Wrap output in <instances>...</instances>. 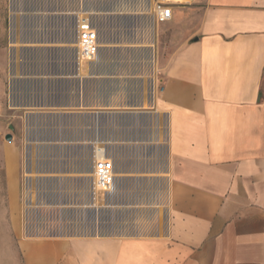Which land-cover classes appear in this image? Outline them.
Segmentation results:
<instances>
[{
    "label": "crops",
    "instance_id": "0c3cea01",
    "mask_svg": "<svg viewBox=\"0 0 264 264\" xmlns=\"http://www.w3.org/2000/svg\"><path fill=\"white\" fill-rule=\"evenodd\" d=\"M130 12L150 5L0 0V264H264V0L174 6L145 26V66L121 60ZM44 200L62 222L18 220L19 201Z\"/></svg>",
    "mask_w": 264,
    "mask_h": 264
},
{
    "label": "rangeland",
    "instance_id": "374dc122",
    "mask_svg": "<svg viewBox=\"0 0 264 264\" xmlns=\"http://www.w3.org/2000/svg\"><path fill=\"white\" fill-rule=\"evenodd\" d=\"M133 1V0H132ZM137 1V0H136ZM141 2V4H148L150 5V13H141V12H135V13H129L130 15L128 17L125 18V20H129L130 22H126L125 24H123L122 26V30H123V34L120 37V42H118L119 46L126 51L125 55L122 56V63L129 65L130 63H133V61H136V64H140L141 66H145L146 63L143 59V57H141V55L139 54L140 49H143L144 47L147 46V43H145L141 38H142V33L144 32L145 26H147L151 21H153V17H152V6H153V0H138ZM145 13V14H144ZM90 19H93L92 15L90 16ZM154 26V31L156 32L157 30V25H153ZM124 34H129V39L126 38L127 36ZM126 36V37H125ZM138 40V42H135L134 39ZM133 41V43H132ZM149 45V44H148ZM153 49L155 54L157 53V47H156V37H155V42H153ZM148 75L145 74L144 76V80H147ZM1 134L3 133H8L7 129L4 128V126H1ZM22 139V138H21ZM12 140V139H11ZM10 140V141H11ZM10 141H6L5 140V136L0 135V145L1 144H5L7 142ZM106 154H109L108 152H106ZM152 154V152H148L147 153V157H150ZM25 203V205H24ZM19 213H20V217H18V220L20 218V220L25 221L26 226L27 225H36V227L40 226L42 231L45 230V228H49V225L51 223H55V221H57V223L59 222V220L62 222L64 220V218L62 216H60L61 219L58 218H54L53 215L55 214V211H52L53 209H51L52 205L51 202L48 200H44V201H30V202H22L19 201ZM21 207V208H20ZM111 210V209H108ZM106 210L105 212V222L107 223V221L110 219L111 216V211ZM59 211H56V213H58ZM57 219V220H55ZM76 220L77 223H85L87 226H91V223L93 224L94 222L92 221V218L88 217V218H83V217H77L74 218ZM94 219V218H93ZM60 223V222H59ZM22 236L24 237H31L37 234H33L30 232H25L21 233ZM40 235L42 236H48L49 233H41ZM0 237H6V234H0ZM11 237V236H9ZM2 239V238H1ZM10 239V244L11 242H14V240L12 238Z\"/></svg>",
    "mask_w": 264,
    "mask_h": 264
},
{
    "label": "built area",
    "instance_id": "2783aa9c",
    "mask_svg": "<svg viewBox=\"0 0 264 264\" xmlns=\"http://www.w3.org/2000/svg\"><path fill=\"white\" fill-rule=\"evenodd\" d=\"M197 0H153L152 17L158 23H166L172 17L174 6H186ZM77 43L80 56L87 60H92L98 51V32L90 17L80 18L77 25ZM113 161L104 153L99 152V157L95 160L92 177L95 185L102 191L111 190L114 182Z\"/></svg>",
    "mask_w": 264,
    "mask_h": 264
},
{
    "label": "water",
    "instance_id": "95a60500",
    "mask_svg": "<svg viewBox=\"0 0 264 264\" xmlns=\"http://www.w3.org/2000/svg\"><path fill=\"white\" fill-rule=\"evenodd\" d=\"M9 129L11 130L12 128L9 127ZM11 139H12V137H11L10 134H7V135L5 136V140H6V141H10Z\"/></svg>",
    "mask_w": 264,
    "mask_h": 264
}]
</instances>
